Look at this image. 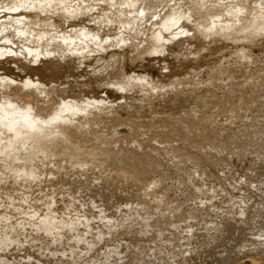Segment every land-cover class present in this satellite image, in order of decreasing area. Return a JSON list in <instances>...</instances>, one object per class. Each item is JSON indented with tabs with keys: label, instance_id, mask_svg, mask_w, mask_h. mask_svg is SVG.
<instances>
[{
	"label": "bare ground",
	"instance_id": "1",
	"mask_svg": "<svg viewBox=\"0 0 264 264\" xmlns=\"http://www.w3.org/2000/svg\"><path fill=\"white\" fill-rule=\"evenodd\" d=\"M102 1L103 0H0V14H6V17H3L4 19H2V17V20L0 19V54H4L3 56L8 54L7 56L12 57L23 56V59H31L33 61H39L41 58L67 61L78 57L77 59L81 58L80 60L84 58V60H82L84 62L87 59H85V57L91 52L97 53L98 50L99 53L110 47L117 49V47L123 45H128L131 48L135 47L137 49L136 45L139 47V45L142 44L144 48L143 44L146 45L150 39H154L153 42H155L157 46L154 44L156 48L153 51L151 50V53L150 49L146 48V53L152 54L153 52H157L158 54L161 52V54H163L173 40L175 43V40H177L176 37L181 38H178L179 41L187 42H191L193 39H202V42H205L202 46L207 50L208 48L204 46L206 43L208 44L209 42L210 46L211 43H214V41L216 42L218 38L227 35L229 32L231 33V31L235 34L239 30L240 32H238V34H244L243 37L240 35L242 37H240V39L242 40L245 36L248 37L246 39L249 41V38H253L254 40V37L256 39L258 38L256 36H262V34H264V1L260 3L257 2V5H254L259 9L256 11L255 8L251 9V6L247 9L248 6H245V0H165L159 3H152L153 1L159 0H108L104 7L102 6ZM169 1L172 2L167 4ZM252 2H254V0H252ZM195 6H197L196 8L199 10L204 9V12L202 13L199 11V14L194 12ZM214 13H217V15ZM220 14H223L225 17L227 16V18H221V16L219 18L218 15ZM28 15H31V18H35L30 19ZM85 16L90 17L91 21L93 23L95 22L96 24H94L100 28L106 27L107 29V26H113V28L117 29H114L117 32H114L111 29L112 27H109L111 32L107 29L110 33H105V31L98 29L95 25L87 26V24L85 25L84 23H81L83 25H80V27L72 26L70 29L65 27L76 18ZM154 16L157 17L152 19ZM249 17L252 20H250ZM48 21H52L51 24L53 25L59 23V25L61 24L62 26L56 29V24L55 28L53 26V28H51L50 22ZM247 21L248 24L249 22L250 24L253 23L252 26L249 24V27L251 26L249 30L246 29ZM243 23L246 24L245 28H243ZM236 29H238L237 32L234 31ZM151 33H155L153 34V36L155 35L154 38ZM234 34H232V39L236 40V35L235 38H233ZM228 36L229 35H227V37ZM225 37L226 36L223 38ZM240 39V43L242 41L246 42V39L242 41H240ZM237 40L235 42H237ZM150 43L149 45L152 46L153 44ZM241 46L243 47V45ZM145 47H148V45ZM139 48L141 50L143 49L142 47ZM136 49L135 54L138 55L139 53H137ZM244 49L246 50L248 48L244 47L242 49L243 51H239V49L236 48L235 51H239L238 53L244 57V60H248L246 63L252 62L250 57L251 54L248 56L247 53L246 55ZM247 52L249 51L247 50ZM132 53L134 56V52L130 54L132 55ZM177 53L179 52H173L172 54ZM121 55H118L114 50L113 54L109 55L111 59L106 60L102 64V67L100 66V69L96 68L97 70L95 71L107 74L105 77H108V75L111 77L107 80L103 77L105 79H103L105 81V86L110 84L109 87L113 85L117 91H121L122 100L131 98L132 95L130 97V92L132 93L131 90L134 92L135 89L136 92L140 91L143 96L148 97L145 98L146 100L152 96H155V99L154 97L153 99L156 100L157 96L161 98V96L169 92L165 88L167 92L163 89V85L167 86V83L164 82L165 84H162V81H160L161 78L157 80L147 74H136V72H134V74H130L129 72L128 74V72H124ZM137 55H135V57ZM143 55H145V52L142 56L140 54L139 57L141 56L143 58ZM237 56L234 57L237 58ZM242 57L239 56V59ZM100 60L101 59H99V64ZM82 61L79 64L81 66L83 65ZM229 63L228 61L226 64ZM17 64L15 65L17 66ZM224 64L223 67L219 66L222 67L220 69L216 66L219 71H216L217 69L215 68L214 70L212 69L214 72H211L210 69L209 71L211 74L208 73L210 76L208 78L206 77V80L205 77H199V70H196L194 74L191 71L190 75L192 77L193 74L194 78L186 82L191 83H189V87L193 85L192 88L195 89H193L194 91L198 90V87L203 83V85L208 84V86L209 84L214 85V83H217L214 82L216 78L218 79L217 84H224L227 79L230 80L233 76L231 69H229L230 67L224 66ZM254 64L255 61L253 59L252 65ZM240 65L241 64H239V66ZM248 72L246 75H248V79L250 80V78H252V72ZM215 74L218 76L216 77ZM259 77L262 80L258 81L255 78L253 81L257 80L256 82L263 83L264 76L259 75ZM177 79L178 78H176V80L173 79V81H176L173 84H169L172 80L169 82L167 81L169 84L167 87L169 88L170 85H172L175 87L177 86V89H179L180 86L181 89L184 88L185 86L183 87L180 84H184L185 82H183L182 79ZM246 79L245 76V80ZM67 83H69V81ZM82 83L85 82H81L80 84ZM98 83H100V80ZM50 84L52 85L53 82ZM0 85L2 86L0 88V264H182V262L186 260L188 253L192 254L197 247L191 245L193 244L192 240L195 238L198 240L197 237L199 235H209V237H213V241L216 240V234L219 233L226 234L228 241L233 239L237 240L240 248L243 247L244 249L245 247H249L245 249V251L246 254L251 257L250 264L263 263L262 257H257L253 255V253L260 249L264 251V228H261L259 225L257 226V224L260 223L259 217L262 215L261 211H264V201H260V203L253 201L254 203L251 204L250 201L253 197L250 199L245 195L249 188H251L249 185L254 182L251 180V182H248L246 179L247 177L244 179H242V176V178H235V184H241L240 181L244 180L243 183L247 186L244 190L242 187L234 185V182L232 183L231 180L229 182L231 186H234L235 189L236 187L237 189L239 188L238 190L241 188L244 190L242 191L241 189V193H243L241 196L237 197L233 192L228 191L225 184L221 182L219 186L215 182H211L207 185L208 183L206 182H208L209 178L204 175L201 170L203 168L199 166H197L199 170L195 167L193 172L190 171L187 173L181 164H184L185 160L183 158L186 157L188 160L192 157L189 156V152L184 156L186 153L174 144L177 140L184 137L182 135L184 134V129L179 128V123H182L183 119L182 121L180 119L177 123L178 126H176L177 121H174V123L170 119H177L178 116L175 115L174 118L173 113L172 117L168 119L163 118L164 116H162L161 119L157 116V118H159L157 119L153 117L155 114L153 116L151 115L153 117V120L151 118V122H147L148 120L146 121L145 118L143 120V117L141 120L139 116V120L138 118L137 120L128 118L126 124L128 123L131 129L133 128L132 134H134L133 130L135 128L139 129L145 127V131L151 132L152 130L153 132L158 126H160L161 129L164 127L162 131L159 128L156 130L162 133H158V137H154L155 139H152L153 135L151 138L147 137L148 134L155 135V132H145L143 138L142 134H140L141 136L139 137L141 139H138V132L135 133L137 137L134 134L135 137L129 136L130 138L127 137V135L125 136V134L123 137L118 134V136H116L115 132L114 135H110L112 134L111 129L113 131H119L117 129H119L118 125L120 123H117L120 121L117 120L118 122H116L115 118L120 115L117 109L120 107L119 103L122 102L121 99H119L121 102L118 103V100L111 101L105 95L91 96L92 94L89 95V93L86 96V94H82L81 92L80 94L82 95L78 94V96L74 95L71 97L70 95L72 94L69 95L68 93L67 95L69 91H66L68 90L66 88H68V86L63 84L65 88L62 87V89H57L55 85L49 86L47 82L39 78L33 79L28 77L23 81L0 75ZM251 85H253V83ZM85 86L83 85V87ZM228 86L230 87V85ZM255 87L256 89L258 88L256 85ZM185 89L186 88L182 90L183 94L187 90ZM221 89H223V87ZM173 90L176 91L174 88ZM188 90H191V88ZM194 91H192V93ZM164 92L165 94H163ZM236 92L238 91L236 90ZM178 94L179 93H177V96ZM166 95H168V93ZM205 95H200L202 96L200 102L202 101L201 104L203 107L200 106L201 104L199 101L198 103L200 105L197 104L198 107H202L201 109L204 107L209 109V107H213L216 102L215 99V102L212 101V96L214 95L211 96L212 99L206 96L209 98L207 99ZM244 97L246 99V95L243 96V98ZM255 98L256 96H254L252 100ZM41 99H43L42 102ZM141 99L145 101L144 98ZM153 99H149L150 101L152 100V103L148 102V100L146 101L149 105L147 106L151 109H153V104L155 102ZM143 100L142 102L144 103ZM227 100L230 102V99ZM237 100L242 102V100L238 98ZM219 102L225 105L224 102L226 101L223 102L222 100ZM244 102L247 101L244 100ZM129 103L131 104V102ZM125 104H127V102ZM132 104L135 106L134 103ZM194 105L196 106L195 103L193 106ZM224 105L222 106L224 107ZM237 105H239V103ZM217 106L219 107V105H215V107ZM130 107H132V105H130ZM130 107L128 105V109ZM226 107L227 105H225L224 108ZM194 108L195 107H193V109ZM219 108L223 110V108ZM228 108L225 110L230 112ZM243 108L245 109V105ZM238 109H240V106ZM225 110L224 112H226ZM195 111H197V109H195ZM192 112L193 110L190 114L194 113ZM170 114L166 115L170 116ZM201 114L204 116V113ZM220 114L222 115L223 113ZM193 115L197 116L195 113ZM235 116L237 115L235 114L232 117L235 118ZM119 117H117V119ZM232 117L227 116V119H225L230 121ZM196 118L198 119V117ZM196 118L194 119L191 117L192 121L196 120ZM255 118L256 117H254V119ZM185 119L187 120V118ZM121 121H125V118ZM192 121L190 122L191 124L194 122ZM232 121L230 123H232ZM239 121H241V119ZM198 122L200 124V121ZM253 122L251 123L254 124ZM124 123H121V125L123 126ZM173 123L176 124L175 126L178 127V129L173 127ZM181 123L180 125L182 127L183 124ZM211 125H213V123ZM197 126L198 125H196V127ZM193 127L191 128L194 129ZM165 128L167 129L165 130ZM191 128H189V130ZM225 131L226 130H224V132ZM131 133L129 135H131ZM225 134H227V132ZM222 135L223 134L220 136L219 134L220 137H222ZM205 138H207V136ZM222 138L220 140H222ZM224 139L225 138H223V142ZM213 141L215 142L216 140ZM228 141L230 142L231 140ZM235 141L234 143H236ZM209 142L206 141L208 144ZM198 143L197 148L203 153L202 155L208 153V144H203L204 142ZM211 144L209 145L212 146ZM213 144L215 145L216 143ZM222 144L224 145V143ZM228 145L230 144L228 143ZM228 145L226 147H228ZM243 145H249L252 148L253 146L256 147L257 143L247 144V142L245 143L243 141ZM191 146L193 145L191 144ZM230 148H232V146ZM247 150L250 149L247 148ZM214 156L216 155L214 154L210 157ZM262 156H264V153ZM206 159L208 160V158ZM108 166L110 169L106 170L108 171V175L111 174L110 177H107L108 175L106 176V172H104L106 174L103 176L104 173L102 171L106 167L108 168ZM158 168L164 171L167 169V172L170 173L166 175L175 172L174 175L178 174L179 177L176 176L175 179L172 174L173 178L170 177L168 179L166 175H160L158 178L154 177L150 181H147L146 177L152 174L150 171ZM182 171L188 174L185 173L183 175H187L186 177L189 179V184L186 183L187 179L181 174ZM195 174H198V177L195 176ZM114 178H117L118 182L122 183V186L119 184V187L116 184L118 189H114L115 191L120 190L118 195L123 194L121 193L122 191L126 192L128 195L126 199L123 198L125 201L124 203L120 202L124 204V206L120 205L118 203L119 201L117 202L115 200L114 202L118 203V205L116 203L113 206L108 205L111 203H109L110 199L107 197L111 196L112 193H109L110 195L107 193L106 199L103 198L105 196H99L100 199H96V195H101L103 191L105 193L107 192L105 190L110 186L108 184H111L109 181L112 182V180L109 179ZM169 180H172L171 182L176 180L177 183L180 182V185H183V188H179L178 184H176L177 187L175 190L178 189L179 191L177 192H181L182 195H186V192H188L189 198H187L186 195L185 200L188 203L191 202L189 205H185L186 202L184 199V201L179 199L177 192L172 190L173 183L172 185L170 184L172 187L169 186ZM257 183V188L261 189V191L258 190L260 192L259 194H261L262 191L264 194V187H260L262 183L259 184V181ZM93 184L95 187L99 185L97 189L102 187V192L92 189ZM129 184H131V186ZM127 185L132 188L136 187V190L134 189V191H132V188H127ZM93 190L96 191H94L96 195L91 194ZM109 190L111 192L110 187ZM174 193H176V195ZM198 194L202 196L200 197ZM263 194H261V196ZM214 198H218L221 205L220 203L219 205L216 204L213 200ZM104 199L106 201L108 200V204L105 203ZM207 216L209 218H206ZM245 228L248 229V232ZM126 235H131L130 237L134 239L137 237L136 235H140L142 239L138 240L139 238H136L133 242L131 239H126ZM212 241H210V243ZM226 244L227 243H225V246ZM207 245L205 246L207 247ZM250 246L253 248H250ZM206 249L205 252L207 253L208 249L207 251ZM236 250L234 249V251ZM229 251L232 252L233 250ZM195 252H197V250ZM241 252L245 253L244 250L239 253ZM216 253L217 252H215V254ZM242 253L240 254L241 256L243 255ZM209 254L210 253H208L207 257L210 256ZM228 254L233 255V252ZM235 255L236 253L234 256ZM207 257L204 263H206ZM232 258L234 257L232 256L230 259ZM235 258L228 262L235 261ZM242 258L243 256L241 259ZM223 260L226 261L225 259ZM220 261L222 262V258ZM224 261L222 262L223 264L225 263ZM196 263H198L197 260Z\"/></svg>",
	"mask_w": 264,
	"mask_h": 264
},
{
	"label": "rangeland",
	"instance_id": "2",
	"mask_svg": "<svg viewBox=\"0 0 264 264\" xmlns=\"http://www.w3.org/2000/svg\"><path fill=\"white\" fill-rule=\"evenodd\" d=\"M108 0H103L102 2V6L104 7L105 6V3L107 2ZM163 1H165V0H159V1H153L152 3H159V2H163ZM227 1H229V0H227ZM256 1V2H255ZM264 0H262V1H257V0H254V2H252V0H245V6H248V8L247 9H249V7L251 6L252 8L251 9H253V8H255V11L256 10H259L258 8H256L254 5H257V2L258 3H260V2H263ZM172 2V1H171ZM170 1L169 2H167V4H170L171 3ZM247 3H249V4H247ZM252 3V4H251ZM254 3V4H253ZM256 3V4H255ZM253 5V6H252ZM259 5V4H258ZM191 7V6H190ZM197 6H195L194 7V12H196V13H198L199 14V11H201L202 13L204 12V9H202V10H199L198 8H196ZM201 7V6H200ZM257 7H260V6H257ZM159 9V8H158ZM262 10V9H261ZM215 15H217V13H214ZM219 14V13H218ZM211 15H213V14H211ZM214 15V16H215ZM219 16V18H220V16H221V18H227V16L225 17L223 14L221 15H218ZM217 16V17H218ZM1 17H2V19H4L5 17H6V14H0V19H1ZM4 17V18H3ZM28 17L30 18V19H34L35 17H32L31 18V15L29 16L28 15ZM157 16H154L152 19H155ZM250 18V17H249ZM1 19V20H2ZM224 20V19H223ZM250 20H252L251 18H250ZM249 20V21H250ZM54 21V20H53ZM89 21V22H88ZM48 22H50V21H48ZM57 22V21H56ZM75 22V23H74ZM52 23V21L49 23L50 24V26H51V28H55V25L57 24V23H55L54 25L53 24H51ZM80 23V24H79ZM81 23H84L85 25L87 24V26H94L95 24L91 21V19H90V17H88V16H85V17H78V18H76L74 21H72L71 23H69V24H71V25H69L68 24V26L66 25L65 27L68 29H70L72 26H75V27H80V25H83V24H81ZM249 24H250V22H249ZM249 24H248V21H247V25L245 24V23H243L242 25L244 26L243 28H245V25L247 26V30H249L250 29V27L253 25V23L252 24H250L251 26L249 27ZM57 25H58V27H57ZM56 25V29L57 28H60L62 25L60 24L59 25V23ZM78 25V26H77ZM242 25H241V27H242ZM53 26V27H52ZM95 26H97V25H95ZM64 27V28H65ZM114 32H117V31H115V30H117V29H115V28H113V26H109ZM108 26H107V29H109L110 30V32H111V29L109 28ZM97 28L98 29H102L103 31H105V33H110L109 32V30H107L106 29V27H104V28H100L99 26H97ZM115 29V30H114ZM237 30L238 29H236V30H234V31H236L237 32ZM245 30V29H244ZM246 30V31H247ZM233 31H231V33L229 32V33H227V35H229L230 36V34H231V36H230V38L232 39V34H234V32L232 33ZM238 32H240L239 30H238ZM238 32L237 33H235L234 34V36H233V38H235V35H236V37L238 38V40H237V38H236V40H237V42H235L236 40H234V39H230L229 38V36L227 37V35H223V37L224 36H226L225 38H223V37H220V38H218L217 40H216V42L214 41V43H211L210 44V46H209V42L208 41H206V42H208V44L206 43V45L208 46H206V45H204L205 46V48H208L207 50L206 49H204V47L202 46L203 44H205V42H202L203 40L201 39V40H196V39H193L191 42H187V41H179V39H181L180 37H176L177 38V40H175V43L172 41V43L171 44H169V47H168V49L166 50V51H164L163 52V54H161V52H159L158 54H157V52L155 53V52H153L152 54H147L146 53V50L147 49H150V53L156 48V44H155V42H153V40L152 39H150L148 42L150 43V44H153L152 46L151 45H149V43L147 42V44L145 45V44H143L144 45V48H143V46H142V44L141 45H139V47H142L143 49L141 50L139 47H138V45H136L137 46V49L135 48V47H132L133 48V50H132V48L131 47H129L128 45H123V46H119V47H117V49L116 48H114V47H110V48H108L107 50L105 49V51L103 50L102 52H99L98 53V50H97V53L95 52V53H93V52H91L90 54H88L87 55V57H85V61L83 62L82 60H84V58L82 59V60H80L81 58H79V59H77L78 57H76V58H72V59H70V60H67V61H60L59 59H43V58H41L39 61H33V60H31V59H23L24 57L23 56H17V57H12V56H7L8 54H6L5 56H3L2 54H0V75H5V76H8V77H10V78H14V79H19V80H23V81H25V79L26 78H33V79H37V78H39V79H41V80H43L44 82H47L48 84H49V86L51 85L50 83H52L53 82V84L51 85V86H54L55 85V88H57V89H62V87H64L65 88V86L64 85H66V86H68V88H66V89H68V90H66V91H69V92H67V95H68V93H69V95L70 94H72V95H70L71 97L72 96H78V94H80V92L82 93V94H86V96H87V94H89V95H91V96H95V95H97V96H102V95H105L106 97H108V99H110L111 101H116V100H118L117 102L119 103V102H121L119 99H121L122 100V94H121V91H117V89H115L114 88V86L113 85H111L110 87H109V85L110 84H108V85H106L105 86V79L107 80V79H110L111 77L108 75V77H105V76H107V74H104V73H101V72H96L95 70H97V69H100L101 67H102V64L106 61V60H108V59H111V58H109L110 56L109 55H112L113 54V51L115 50L117 53H118V55L120 54H122L121 56H122V58L121 59H123V60H121L123 63V66H124V72H128V74H129V72H130V74L131 73H133L134 74V72H136V74L137 73H141V74H147V75H150L152 78H154V79H157V80H160V78H161V80L160 81H162L161 83L162 84H165V83H167V86L169 85V84H173L174 82H176V81H173V79H175L176 80V78H178L177 80H179V79H182L183 80V82H185V83H187L186 81H188V80H190V79H192V78H194V73H195V71L197 70H199L198 71V73L200 74V76L199 77H205V80L210 76L208 73H210V71L212 72L215 68L217 69V67H219V66H222L223 67V64H224V66H227V67H230L229 69H231V71H232V77H231V79L230 80H226V82L224 83V84H217L218 83V79L216 78L215 80H217V81H215L214 80V82H217V83H214V85L212 84V85H210L209 84V86H208V84H206V85H200L198 88V90H196V91H194L195 89L194 88H192L193 87V85H191L192 87H189V85L191 84L190 82H188L187 84H180V85H182L184 88H186L187 90L188 89H190L191 88V90L192 91H194L193 93H192V91L191 90H186L185 91V93L186 92H188V93H186V95H185V93L183 94L182 93V90L184 89V88H182L181 89V86H180V88L179 89H177V86L175 87V86H172V85H170V87L168 88L166 85H163L164 87H163V89L165 88L167 91H169V92H167L165 89V92H167L168 93V95H166L165 94V92L163 93V94H165L164 96H161V98L159 97V96H157V99L156 100H154L155 99V96H152L151 98H149V99H153V97H154V99H153V101H155L154 102V104H153V109H151L150 107H148L149 105L147 104V100H148V102H150V103H152L149 99H145V98H148V97H145V96H143V94L140 92V91H138V92H136V89L134 90V92H133V90H131L132 91V93L130 92V97H131V95H132V97L131 98H134V97H137V98H134V99H131V98H128V99H124L126 102H127V104H125L126 102L124 101V100H122V102L121 103H119L120 104V107L117 109L118 111H119V113H120V117L122 118H120L119 116H117V117H119L118 119H117V117L115 118L116 119V122H118V121H120V122H118L117 124H119L118 126H116V127H118L119 129H117V130H119L118 132L116 131V130H112L111 129V133L112 134H110V135H114V132L116 133L115 135L116 136H121V137H123L124 136V134H125V136L127 135V137H131V136H133V137H135L136 136V132H138V134H137V136H138V139L140 138L139 136H141L140 134H142V138H143V135L145 134V132L146 133H148L147 131H145L146 130V128L145 127H141V128H139V129H137V128H135L134 130H135V132H134V130H133V133L135 134V136H134V134H132L131 132H132V129L129 127L130 125H128V123L126 124V122L128 121V118H130V119H133L134 118V120H137V118H138V116H139V118L141 119L142 117H143V120H144V118L146 119V121L147 122H151V118H152V120H153V117L154 118H157V116L161 119V117L162 116H164L163 118H170V117H172V113H173V117L175 118V115L176 116H178L177 117V119H174L173 120V118H170L171 119V121H177L176 122V124L180 121V119H181V121H182V119H183V122L181 123V124H183V126L181 127V125H180V123H179V128H183L184 130V134L185 133H187V134H182L184 137H180L181 139H179V140H177V142H175L174 144L176 145V146H178V147H180L181 148V150L184 152V153H186V154H184V156H186L187 155V153L189 152L190 154H189V156H191L190 158L191 159H186V157L185 158H183L184 160H182V161H184V164H181V165H183V167H184V170L187 172V173H189L190 171L191 172H193V170L195 169V167L196 168H198V170H199V167L200 168H203V169H201L202 171H203V173H204V175L206 176V177H208L209 179H208V182H206V183H208L207 185H209V183H211V182H215L218 186H219V184H220V182L221 183H223V184H225V187L227 188V190L228 191H230V192H233V194H235V195H237V197L238 196H241L242 195V193H241V189L243 188L244 190H245V188L247 187L246 185H244V183H243V181L241 180L240 181V183L241 184H239V183H236L235 184V178L236 179H238V178H240L241 176L243 177H241L242 179H244L245 177H247L246 179L248 180V182H251V181H253L254 183H252L251 185H249V187H251V188H249V190L245 193V195H247L246 197H248V198H252V200L250 201L251 202V204H253L254 202H259L260 203V201H264V194H263V191L261 192V194H263L262 196H261V194H259L260 192L259 191H261V189H259V188H257V185H258V181H259V184L260 183H262L261 185H260V187H264V159H263V157L264 156H262L263 155V153H264V147H263V145H264V82L263 83H258V82H256L257 80L259 81V80H262L260 77H259V75H263L264 76V34H262V36L260 35V36H256V37H258V38H256L255 39V37H254V40H253V38H249L250 39V41L248 40V39H246V38H248V37H245L244 36V38L243 39H246V42L245 41H242L241 39H240V37L242 36L243 37V35L244 34H238ZM104 33V32H103ZM104 33V34H105ZM152 34V33H151ZM153 34H155V33H153ZM153 34H152V37L154 38V36H153ZM239 35V36H238ZM241 35V36H240ZM219 37V36H218ZM241 37V38H242ZM150 38H151V36H150ZM179 38V39H178ZM222 38H223V40H222ZM229 40H228V39ZM239 39H240V41H242L241 43L239 42ZM152 40V41H151ZM182 40H183V38H182ZM227 42H226V41ZM248 40V41H247ZM262 40V41H261ZM180 42V43H178V42ZM222 41V42H221ZM186 42V43H185ZM202 42V43H201ZM244 42H245V44H244ZM254 42V43H253ZM177 43V44H176ZM183 43V44H182ZM249 43V44H248ZM260 43V44H259ZM262 43V44H261ZM154 44L156 45V46H154ZM258 44V45H257ZM130 45V44H129ZM148 45V47H145V46H147ZM183 45V46H182ZM201 45V46H200ZM241 45H243V47L241 46ZM150 46V47H149ZM180 46V47H179ZM189 46V47H188ZM229 46V47H228ZM241 46V47H240ZM154 47V48H153ZM248 48V49H244V52H245V54L247 55V53H248V56H249V54H251V61L252 62H249V63H246V61H248V60H244V57H242V55L241 54H239L238 52L240 51V50H242L243 48ZM139 48V49H138ZM147 48V49H146ZM236 48L237 49H239V51L238 52H236L235 50H236ZM242 48V49H241ZM135 49L137 50V53H139L138 55L137 54H135ZM185 51H183V50ZM201 49V50H200ZM209 49H210V51H209ZM145 50V51H144ZM152 50V51H151ZM225 50V51H224ZM247 50L249 51V52H247ZM138 51H140V52H138ZM191 51V52H190ZM243 51V50H242ZM263 51V52H262ZM131 52H134V56H133V53H132V55L130 54ZM142 52V53H141ZM144 52H145V55H143V58L141 57L142 56V54H144ZM176 53V52H179V53H177V54H172V53ZM181 52V53H180ZM199 52V53H198ZM261 52V53H260ZM148 53H149V50H148ZM184 53V54H183ZM187 53H189V54H187ZM195 53V54H194ZM202 53V54H201ZM141 54V56L139 57V55ZM190 54H192V55H190ZM135 55H137L136 57H135ZM170 55H172V56H170ZM173 55H178V56H173ZM182 55V56H181ZM185 55V56H184ZM195 55H197V56H195ZM237 55H239V56H241L242 58H240L239 59V56H237ZM254 57H253V56ZM90 56V57H89ZM100 56V57H102V58H98V57ZM123 56H125V57H123ZM133 56V57H132ZM181 58H180V57ZM234 56H237V58H235ZM6 57H8V58H6ZM10 57V58H9ZM88 57H89V59H88ZM182 57H184V58H182ZM186 57V58H185ZM235 59H234V58ZM176 58V59H175ZM196 58V59H195ZM11 59V60H10ZM99 59H101L100 60V64H99ZM243 59V60H242ZM253 59H254V61H255V64L254 65H252L253 64ZM97 60V61H96ZM14 61V62H13ZM30 61V62H29ZM81 61H82V63H83V65L81 66V65H79L80 63H81ZM95 61V62H94ZM230 62L229 64H226L227 62ZM19 64H17V63ZM34 62V63H33ZM164 62V63H163ZM241 62V63H240ZM96 63V64H95ZM125 63V64H124ZM133 63V64H132ZM222 63V64H221ZM236 63V64H235ZM237 63H239V64H243L242 66L240 65L239 66V64H237ZM15 64H17V66L15 65ZM20 64H21V66H20ZM24 64V65H23ZM88 64V65H87ZM209 64V65H208ZM212 64V65H211ZM218 64V65H217ZM250 64V65H249ZM258 64V65H257ZM90 65V66H89ZM208 65V66H207ZM229 65V66H228ZM231 65H233V66H231ZM238 65V66H237ZM249 65V66H248ZM93 66V67H92ZM101 66V67H100ZM211 66H213V67H211ZM217 66V67H216ZM251 66V67H250ZM255 66V67H254ZM90 67V68H89ZM92 67V68H91ZM100 67V68H99ZM164 67V68H163ZM191 67V68H190ZM222 67H219V69L220 68H222ZM76 68V69H75ZM97 68V69H96ZM166 68V69H165ZM202 68V69H201ZM205 68V69H204ZM207 68V69H206ZM209 68V69H208ZM251 68V69H250ZM165 69V70H164ZM191 69V70H190ZM193 69V70H192ZM211 69V70H210ZM213 69V70H212ZM219 69H217L216 71H219ZM248 69V70H247ZM253 69V70H252ZM201 70V71H200ZM210 70V71H209ZM249 70H251V71H249ZM95 71V72H94ZM133 71V72H132ZM191 71H192V77H191V75H190V73H191ZM208 71V72H207ZM215 71V72H216ZM252 72L251 74H252V78H250V80L248 79V75H246L247 74V72ZM147 72V73H146ZM214 72V71H213ZM243 72H244V74H243ZM246 72V73H245ZM248 72V73H249ZM188 74V75H187ZM211 74V73H210ZM87 75V76H86ZM183 75V76H182ZM184 75H186V76H184ZM190 75V76H189ZM69 78H68V77ZM215 76H216V74H215ZM218 76V75H217ZM216 76V77H217ZM245 76H246V80H245ZM80 77H82V78H80ZM105 79H104V78ZM156 77H158V78H156ZM176 77V78H175ZM191 77V78H190ZM207 77V78H206ZM66 80H65V79ZM68 78V79H67ZM186 80H185V79ZM235 78V79H234ZM255 78L257 79L256 81H253V79L255 80ZM264 78V77H263ZM104 79V80H103ZM115 79V78H114ZM117 79V78H116ZM197 79V78H196ZM201 79V78H200ZM234 79V81L232 82V80ZM237 79V80H236ZM51 80H52V82H51ZM73 80V81H72ZM99 80H100V83H98L99 82ZM172 80V81H171ZM243 82H242V81ZM50 81V82H49ZM63 81V82H62ZM69 81V83H67ZM72 81V82H71ZM97 81V82H96ZM103 81V82H102ZM169 81H171V82H169V84H168V82ZM230 83H229V82ZM245 81V82H244ZM250 81V82H249ZM60 82V83H59ZM62 82V83H61ZM75 82V83H74ZM79 82V83H78ZM81 82H85V83H82V84H80ZM165 82V83H164ZM220 82V81H219ZM253 83V85H251L252 83ZM66 83V84H65ZM72 83V84H71ZM73 83H74V85H73ZM90 83V84H89ZM190 83V84H189ZM206 83V82H205ZM246 83V84H245ZM249 83V84H248ZM255 83V84H254ZM59 85V87H61V88H59L58 87V85ZM62 84V85H61ZM64 84V85H63ZM78 84V85H77ZM80 84V85H79ZM98 84V85H97ZM216 84V85H215ZM234 84H237V85H234ZM243 84V85H242ZM244 84H245V86H244ZM260 84H262V85H260ZM83 85L85 86V87H83ZM187 85V86H186ZM217 85H219L221 88L223 87V89H221L219 86H217ZM224 85H225V88H224ZM228 85H230V87L228 86ZM232 85V86H231ZM234 85V86H233ZM240 85V86H239ZM255 85L256 86H258V88L256 89V87H255ZM76 86V87H75ZM78 86V87H77ZM89 88H88V87ZM100 86V87H99ZM208 86V87H207ZM244 86V87H243ZM247 86V87H246ZM255 88H254V87ZM2 86L0 85V88H1ZM81 87V88H80ZM83 87V88H82ZM86 87H87V89H86ZM174 89H176V91L175 90H173V88ZM203 87V88H202ZM218 87V88H217ZM232 87V88H231ZM249 87V88H248ZM251 87H252V89H251ZM200 88H202V89H200ZM209 88V89H208ZM220 88V89H219ZM73 91H72V90ZM75 89H76V91H75ZM79 89V90H78ZM169 89V90H168ZM170 89H171V92H170ZM194 89V90H193ZM217 89H219V90H217ZM230 89V90H229ZM234 89H235V91H234ZM242 89V90H241ZM251 89V90H250ZM255 89H256V91H255ZM78 90V91H77ZM82 90V91H81ZM172 90H173V92H172ZM209 90H211V91H209ZM236 90L238 91V92H236ZM239 90H240V92H239ZM72 91V92H71ZM83 91H85V92H83ZM177 92V93H179L178 94V96H177V93H175V92ZM179 91V92H178ZM252 91V92H251ZM73 92H75V93H73ZM77 92V93H76ZM94 92V93H93ZM136 92V93H135ZM181 92V93H180ZM184 92V91H183ZM208 94H207V93ZM212 92V93H211ZM216 93V94H214V93ZM229 92V93H228ZM244 92V93H243ZM246 92V93H245ZM258 92V93H257ZM134 93V94H133ZM251 93H255V94H251ZM258 95H261V96H258ZM65 94H66V92H65ZM77 94V95H76ZM82 94H80V95H82ZM162 94V95H163ZM195 94H197V95H195ZM205 95V97L207 96V97H209V98H211V96L212 95H214V96H212V101H214L215 102V100H216V102H215V104H214V108L211 106V107H209V109L207 108V107H204L203 109H201L203 106H202V101L200 102V99L202 98V96H204ZM222 94H223V96H222ZM228 94V95H227ZM240 94H242V95H240ZM140 95H142V96H140ZM200 95H202V96H200ZM210 95V96H209ZM234 96V97H230V96ZM246 95V99H245V97L243 98V96H245ZM249 95V96H248ZM252 95V96H251ZM176 96V97H175ZM216 96H218V97H216ZM221 96H222V98H221ZM227 98H226V97ZM237 96H239V97H237ZM254 96H256V98L254 99V100H252L253 98H254ZM140 97V98H139ZM206 97V98H207ZM247 97H249V98H247ZM253 97V98H252ZM259 97V98H258ZM261 97H262V99H261ZM41 98V97H40ZM139 98V99H138ZM141 98H144L145 99V101L143 100V99H141ZM158 98H160V99H158ZM176 98V99H175ZM194 98H196V99H194ZM209 98H207V99H209ZM225 98H226V100H225ZM237 98L238 99H240V100H242V102L241 101H239V100H237ZM243 98V99H242ZM136 99H138V100H136ZM141 99V100H140ZM174 99V100H173ZM199 99V100H198ZM215 99V100H214ZM220 99V100H219ZM227 99H230V102H229V100H227ZM248 99H249V102H248ZM259 99H260V101H259ZM42 100L43 99H41V102H42ZM142 100L144 101V103L142 102ZM173 100V101H172ZM186 100V101H185ZM203 100V99H202ZM222 101L223 100V102L224 101H226V102H224L225 103V105H227V107L226 108H224L225 107V105L223 104V103H221V102H219V101ZM233 100V101H232ZM244 100L245 101H247V102H244ZM131 102V104L129 103V102ZM136 101V102H135ZM141 104H139L138 102ZM172 101V102H171ZM196 101V102H195ZM198 101H199V103L201 104H199L198 103ZM235 101H237V102H235ZM218 102H219V104H218ZM233 102H235V103H233ZM242 104H241V103ZM245 104H244V103ZM129 103V104H128ZM132 103H134V105L135 106H133V104ZM172 103H174V104H172ZM195 103L196 104V106L194 105L193 106V104ZM217 103V104H216ZM221 103V104H220ZM231 103V104H230ZM239 103V105H237ZM250 104V105H248V104ZM125 104V105H124ZM197 104H199L200 106H202L201 108L200 107H198V105ZM230 104V105H229ZM233 104H235V105H233ZM241 104V105H240ZM262 104V105H261ZM128 105H129V107H130V105H132V107H130L129 109H128ZM148 105V106H147ZM215 105H219V107H221V108H223V110L222 109H220L218 106L217 107H215ZM222 105H224V107L222 106ZM244 105H245V109L243 108L244 107ZM137 106V107H136ZM240 106V109H238V107ZM193 107H195L194 109H193ZM197 107V108H196ZM229 107V108H228ZM232 107V108H231ZM122 108V109H121ZM199 108V109H198ZM210 108H211V110H210ZM216 108H218V109H216ZM227 108H228V110H230V112L229 111H226L227 110ZM234 108V109H233ZM125 109V110H124ZM132 109V110H131ZM144 109V110H143ZM188 109V110H187ZM191 109V110H190ZM195 109H197V111H195ZM216 109V110H215ZM219 109H220V111H219ZM226 109V110H225ZM231 109H233V110H231ZM251 109H252V111H251ZM134 110H135V112H134ZM193 110V112L197 115V113H198V115L197 116H195V115H193V114H190L191 113V111ZM203 110H205V111H203ZM215 112H214V111ZM224 110L226 111V112H224ZM235 110V111H234ZM239 110H241V111H239ZM145 111V112H144ZM152 111V112H151ZM187 111H188V113H187ZM211 111V112H210ZM219 111V113L217 114V112ZM232 111V112H231ZM233 111H234V113H233ZM138 112V113H137ZM157 112V113H156ZM162 112H165V113H162ZM169 112V113H168ZM236 112V113H235ZM249 112V113H248ZM171 113V114H170ZM201 113H204V116L201 114ZM214 115H213V114ZM220 113H223L222 115L220 114ZM248 113V114H247ZM251 113V114H250ZM155 114V115H154ZM159 114H160V116H159ZM162 114V115H161ZM166 114H170V116H168V115H166ZM190 116H189V115ZM206 114V115H205ZM217 114V116L214 118V116ZM225 114V115H224ZM237 115V116H235V118L234 117H232L233 115ZM245 114V115H244ZM153 117H152V116ZM194 117H193V116ZM242 115V116H241ZM252 115V116H251ZM123 116V117H122ZM128 116V117H127ZM141 116V117H140ZM150 116V117H149ZM165 116H168V117H165ZM185 116H187V117H185ZM189 116V117H188ZM204 118H202V117ZM212 116V117H211ZM229 117V116H231L232 118L230 119V118H228V119H230V121L229 120H226L227 118L226 117ZM244 116V117H243ZM126 117H127V119H126ZM181 117V118H180ZM191 117L192 118H196V117H198V119L196 118V120H193L194 122H196V123H194L193 121H192V119H191ZM202 119H201V118ZM219 117V118H218ZM238 117V118H237ZM241 117V118H240ZM243 117V118H242ZM254 117H256L255 119H254ZM259 117V118H258ZM124 118H125V121H121V120H124ZM139 118H138V120H139ZM159 118H157V119H159ZM185 118H187V120L185 119ZM209 118V119H208ZM212 118H214V119H212ZM226 118V119H225ZM191 119V120H190ZM206 119V120H205ZM241 119V121H239ZM243 119V120H242ZM118 120V121H117ZM142 120V119H141ZM156 120V119H155ZM190 120V121H189ZM215 122H214V121ZM233 120V121H232ZM254 122H253V121ZM193 122L192 124L190 123V122ZM198 121H200V124H199V122ZM203 121V122H202ZM211 121V122H210ZM229 121V122H228ZM232 121V123H230ZM125 122V123H124ZM190 123V124H188V123ZM225 122H227V123H225ZM243 122V123H242ZM251 122H253L254 124H252ZM258 122V123H257ZM121 123H124L123 124V126L121 125ZM175 123V122H174ZM173 123V124H174ZM186 123V124H185ZM202 123V124H201ZM213 123V125H214V127H213V125H211V124ZM217 123H218V125H217ZM247 123V124H246ZM126 124V125H125ZM176 124H174V128L176 127V126H178V124L176 125ZM198 125L197 127H196V125ZM216 124V125H215ZM176 125V126H175ZM194 127H193V126ZM204 125H206V126H204ZM241 125H242V127H241ZM255 125V126H254ZM261 125V126H260ZM217 126V127H216ZM221 126V127H220ZM253 126V127H252ZM162 127V126H161ZM187 127V128H186ZM191 127H193L194 129H192ZM203 127H204V129H203ZM262 127V128H261ZM157 129H153L154 131L152 132V130H151V132H149V133H154L155 132V135L154 134H148V136L147 137H150L151 138V136L153 137L152 139H155L156 138V136L158 137V133H160V132H158V131H156V130H158V128L162 131V129L164 130V127L161 129L160 128V126H158V127H156ZM177 129H178V127H176ZM189 128H191L190 130H189ZM201 130H200V129ZM212 128V129H211ZM214 128H215V130H214ZM224 128V129H223ZM239 128V129H238ZM167 128H165V130H166ZM176 129V130H177ZM187 129V130H186ZM207 129V130H206ZM211 129V130H210ZM223 129V130H222ZM139 130V131H138ZM200 130V131H199ZM203 130V131H202ZM209 130H210V132H209ZM218 130V131H217ZM220 130V131H219ZM224 130H226L225 132H224ZM260 132H259V131ZM190 131V132H189ZM202 131V132H201ZM232 131H234V132H232ZM240 131V132H239ZM245 131V132H244ZM255 133H254V132ZM122 133V134H120V133ZM192 132V133H191ZM195 132V133H194ZM199 134H198V133ZM214 132V133H213ZM219 132V133H218ZM227 132V134H225ZM109 133H110V131H109ZM128 133V134H127ZM131 133V135H129ZM162 133V132H161ZM160 133V134H161ZM194 133V134H193ZM205 133V134H204ZM209 133V134H208ZM217 133V134H216ZM233 133H235V134H232ZM118 134V135H117ZM197 134V135H196ZM215 134V135H214ZM219 134H220V136H221V134H223L222 135V137L223 138H225L224 139V142H223V138L222 137H220L219 136ZM147 135V134H146ZM145 135V136H146ZM193 135V136H192ZM201 135V136H200ZM203 135H204V137H203ZM210 135H212V136H210ZM232 136V137H229V136ZM249 135V136H248ZM115 136V137H116ZM136 136V137H137ZM198 136V137H197ZM200 136V137H199ZM207 136V138H205ZM220 138H219V137ZM235 136V137H234ZM247 136V137H246ZM129 137V138H130ZM155 137V138H154ZM209 137H210V139H209ZM214 137H215V139H214ZM219 139H218V138ZM190 138V139H189ZM195 138V139H194ZM222 138V140H220ZM246 138V139H245ZM141 139V138H140ZM200 139V140H199ZM205 139V140H204ZM216 140L215 142L213 141V140ZM184 140V141H183ZM197 140H198V142H201V143H203V144H208V143H206V141L207 142H209V144H211L212 146H210L209 144H208V146H209V148H208V150H207V152L208 153H206V154H204V155H202L203 153L202 152H200V149L199 148H197L198 146V142H197ZM203 142H202V141ZM220 140V141H219ZM228 140H231L230 142L228 141ZM236 142V143H234V141ZM152 141V140H151ZM218 141V142H217ZM221 141H222V143H224V145L221 143ZM243 141L246 143L247 142V144L248 143H257V148L255 147V146H253L252 148H254V149H252L251 148V146H249V145H243ZM197 142V143H196ZM233 142V143H232ZM213 143H216L215 145L213 144ZM218 143H220V144H218ZM228 143L230 144V145H228ZM191 144L193 145V146H191ZM222 144V145H221ZM234 144V145H233ZM260 144V145H259ZM138 145V144H137ZM196 145V146H195ZM228 145V147H226ZM244 147H243V146ZM262 145V146H261ZM161 146V145H160ZM216 146H218V147H216ZM223 146V147H222ZM232 146V148H230ZM194 147H196V148H194ZM219 147H221V148H219ZM226 147V148H225ZM248 149H250V150H247V148ZM259 147V148H258ZM214 148V149H213ZM215 148H217V149H215ZM228 148V149H227ZM245 148V149H244ZM256 148V149H255ZM134 149V148H133ZM198 149V150H197ZM226 149V150H225ZM258 149V150H257ZM213 150H214V152H213ZM239 150V151H238ZM257 150V151H256ZM218 151V152H217ZM238 151V152H237ZM241 151V152H240ZM254 151V152H253ZM256 151V152H255ZM234 154H233V153ZM242 152H243V154H242ZM246 152V153H245ZM216 155V156H214V157H210V156H212V155ZM260 154V155H259ZM240 155V156H239ZM207 156H209V157H207ZM259 156V157H258ZM262 156V157H261ZM202 159H201V158ZM217 159H216V158ZM204 158V159H203ZM206 158H208V160L206 159ZM214 158V159H213ZM219 158V159H218ZM213 159V160H212ZM126 160V159H125ZM203 160H204V162H203ZM207 161V162H206ZM197 162V163H196ZM198 164V165H196V164ZM196 165V166H195ZM197 166H199V167H197ZM108 169H110V167L108 166V168L106 167L105 169H103L102 171H103V173L104 172H106V173H104L103 174V176H105V174H106V176L108 175V171L107 170ZM190 169H192V170H190ZM169 171V170H168ZM141 172H142V170H141ZM149 172V171H148ZM183 172V173H182ZM181 172V174L183 175V174H185L186 172H184V171H182ZM150 173H152L151 174V176H150V174H149V176H147L146 178H147V181H150L152 178H154V177H156V178H158L160 175H166V174H168V173H170V172H167V169H166V171H164V170H162V169H160V168H158V169H153L152 171H150ZM174 173L175 172H173L172 174H173V177L176 179V176H178V174H176V175H174ZM186 173V174H187ZM102 174V173H101ZM172 174H169V175H166V177L169 179L170 177H172ZM110 175L111 174H109L107 177H110ZM180 175V174H179ZM188 175V174H187ZM187 175H183L187 180H186V183L187 184H189V179L186 177ZM195 176H197L198 177V174L196 175L195 174ZM172 177V178H173ZM179 177V176H178ZM180 177H181V175H180ZM227 178V179H226ZM234 178V179H233ZM149 179V180H148ZM229 179V180H228ZM109 180H112V182L115 184H113L111 181H109L111 184H113V185H111V184H108V185H110L109 187H110V189H111V192H110V190H109V187L105 190V191H107L106 193L103 191H101L102 189V187L100 188H98L97 189V187L99 186H96L95 187V185L93 184V188L92 189H96V191L98 190V192H99V190L102 192L101 193V195L100 194H98V195H96V194H94L96 191L95 190H93L92 192H91V194L93 195H96L97 196V198L96 199H100V197L102 196H105V197H103V198H105L106 199V197H107V193H108V195H110L109 193H112V195L111 196H108L107 198L108 199H110L109 200V203H111V204H108L107 202H108V200L106 201L105 199H104V201H105V203L106 204H108L109 206H113L116 202H114V200L115 201H119L118 203L120 204V205H122V206H124V204H121V203H124L125 201H124V199L123 198H127V194H126V192H121V193H123V194H120V195H118L119 194V192H120V190L119 191H115L114 189H118V187H119V184L121 185L122 183L121 182H118V180H117V178L115 179H109ZM232 180V183L234 182V185H237L238 187L240 186V187H242L240 190H238L237 189V187H236V189L234 188V186H231L230 184H229V182ZM251 180V181H250ZM117 181V182H116ZM172 181V180H171ZM170 180H169V186H170V184L172 185V183H173V187L172 186H170V187H172L173 189L172 190H175V188L177 187V185L176 184H178V186H179V188H183V185H180V182H176V180H174L173 182H171ZM262 181V182H261ZM116 182V183H115ZM116 184H117V186H116ZM227 184V185H226ZM130 186H131V184H129ZM242 185V186H241ZM263 185V186H262ZM114 186V187H113ZM122 186V185H121ZM128 187V185H127V188H129V189H131L132 187ZM113 187V188H112ZM252 187H254V188H252ZM256 187V188H255ZM121 188V187H120ZM112 189H113V191H112ZM134 189L136 190V187L135 188H132L131 190L132 191H134ZM233 189V190H232ZM242 189V191H244ZM254 189V190H253ZM257 191H256V190ZM232 190V191H231ZM259 190V191H258ZM95 191V192H94ZM115 191V192H114ZM177 191H179L178 189L177 190H175V192H177ZM255 191V192H254ZM180 193V194H179ZM103 194V195H102ZM126 196H125V195ZM172 194H173V191H172ZM175 195H176V193H174ZM117 195H118V197H117ZM186 195H187V198H189V195H188V192H186ZM186 195L185 194H181V192H177V196H179V199L180 200H182V201H184L185 199H186ZM259 195H260V197H259ZM100 196V197H99ZM113 196V197H112ZM122 196V197H121ZM198 196H202L201 194H198ZM258 196V197H257ZM89 197V196H88ZM87 197V198H88ZM111 197V198H110ZM118 198V199H117ZM120 198V199H119ZM122 198V199H121ZM184 199V200H183ZM263 199V200H262ZM215 202H216V204H218L219 205V203H220V200L218 199V198H214L213 199ZM257 200V201H256ZM111 201V202H110ZM254 201V202H253ZM121 202V203H120ZM185 202H186V204L185 205H189L191 202H187L186 200H185ZM118 203H116L117 205H118ZM188 203V204H187ZM220 205H221V203H220ZM254 210V209H253ZM252 210V211H253ZM261 216L259 217V222L260 223H258L257 224V226L259 225V226H261V228H264V211L262 210L261 211ZM206 216V215H205ZM204 216V217H205ZM206 218H209L208 216L206 217ZM261 218V219H260ZM246 229V228H245ZM248 229H246V231H247ZM248 232V231H247ZM131 236V235H130ZM130 236H128V235H126L125 236V238L126 239H131V240H133V242L135 241V239L136 238H139L138 240H141L142 239V237L140 236V235H136L137 237L134 239V238H132V237H130ZM141 238H140V237ZM202 236V237H201ZM204 236H206V237H204ZM199 235L197 238H198V240L195 238L194 240H192L193 241V244H191L193 247H196L195 248V251L197 250V252H195V251H193V252H195V253H193L192 252V254L191 253H188V255H187V258H186V260H184L183 262H182V264L184 263V264H195L196 263V260H197V262L198 263H196V264H221L224 260L223 259H225L226 261H224L226 264H250V260H251V257H249V255H247L246 254V251H245V249H248L247 247H245L244 249H243V247H241L242 248V250H241V248L238 246V242H237V240H235V239H233V240H231V241H228L227 240V235L226 234H216V240H213L214 242H216V243H214L213 241H212V239H213V237H209V235ZM219 236H221V237H219ZM144 238H145V236H144ZM146 239V238H145ZM203 239V240H202ZM210 239V240H209ZM210 241H212L211 243H210ZM208 242V243H207ZM227 243L226 244V246H225V243ZM236 242V243H235ZM209 245V243H210V245H209V247H208V245ZM220 243H223V244H220ZM228 243H231V244H228ZM196 244V245H195ZM232 244H234V245H232ZM205 245H207V247L205 246ZM215 245V246H214ZM221 245H222V247H221ZM228 245H230V246H228ZM231 246H232V248H231ZM235 246V247H234ZM238 246V247H237ZM212 247H213V249H212ZM208 249V251H207V249ZM209 248H211V249H209ZM239 250H238V249ZM250 248H253L252 246H250ZM264 248V247H263ZM205 249H206V251H207V253L205 252ZM234 249L236 250V251H234ZM199 250V251H198ZM214 250V251H213ZM223 250V251H222ZM229 250H233L232 252H233V255L231 254H228V253H232L231 251H229ZM244 250V252L245 253H242L243 255V258L241 259V253H239L240 251H243ZM261 250V249H260ZM258 250L257 252L256 251H254V253H253V255H255V256H257V257H262V260H263V263L262 264H264V251L263 250ZM219 251V252H218ZM221 251V252H220ZM227 251H228V253H227ZM237 251H238V253H239V256H238V253H237ZM263 251V252H262ZM205 252V253H204ZM214 252V253H213ZM215 252H217L216 254H215ZM226 252V253H225ZM253 252V251H252ZM260 254H259V253ZM200 253V254H199ZM208 253H210L209 255L210 256H208L207 257V255H208ZM223 253V254H222ZM236 253V258H235V256H234V254ZM263 253V254H262ZM189 254H191V255H189ZM206 254V255H205ZM215 254V255H214ZM218 254V255H217ZM228 256H227V255ZM198 255H199V257H198ZM211 255H212V257H211ZM226 256H227V258H226ZM234 257L235 258V261L233 260V262H228L229 260H231L232 261V259H234V258H232V259H230L231 257ZM246 256V257H245ZM208 258V259H206V263H204L205 262V258ZM219 257V258H218ZM228 257H230V258H228ZM249 257V258H248ZM199 258V259H198ZM222 258V262L220 261V259ZM239 258V259H238ZM215 259H216V261H215ZM228 259V260H227ZM194 260V261H193ZM220 262H219V261ZM186 262V263H185ZM239 262V263H238ZM168 263H169V261H168ZM224 263V264H225ZM170 264V263H169ZM223 264V263H222Z\"/></svg>",
	"mask_w": 264,
	"mask_h": 264
}]
</instances>
